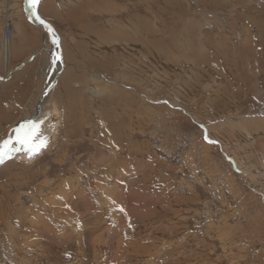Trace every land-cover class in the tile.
<instances>
[{"label": "rangeland", "instance_id": "obj_1", "mask_svg": "<svg viewBox=\"0 0 264 264\" xmlns=\"http://www.w3.org/2000/svg\"><path fill=\"white\" fill-rule=\"evenodd\" d=\"M37 8L61 35L58 135L0 165V264H264V0ZM6 23L11 46L32 28L43 86L24 0H0V44Z\"/></svg>", "mask_w": 264, "mask_h": 264}, {"label": "crops", "instance_id": "obj_2", "mask_svg": "<svg viewBox=\"0 0 264 264\" xmlns=\"http://www.w3.org/2000/svg\"><path fill=\"white\" fill-rule=\"evenodd\" d=\"M36 10L38 12L37 7ZM44 19L47 20L46 18ZM48 22L52 25L60 40L61 35L59 36L58 29L52 22ZM23 29L25 31V27ZM32 34V28L28 27L26 28V32L22 35L23 37H19L20 39L17 38V41L14 42V47L10 44L12 71L5 85H1L0 82V121L13 118V120H15L23 116V114L29 110L30 104L40 88L41 70L34 66L35 62L32 57L34 52L31 51V41L29 38ZM1 59L0 77H5L3 76L5 64L2 56ZM1 80L0 78V81ZM18 113L20 114L18 115ZM1 128L2 126L0 125V129Z\"/></svg>", "mask_w": 264, "mask_h": 264}, {"label": "bare ground", "instance_id": "obj_3", "mask_svg": "<svg viewBox=\"0 0 264 264\" xmlns=\"http://www.w3.org/2000/svg\"><path fill=\"white\" fill-rule=\"evenodd\" d=\"M8 10H10V8L8 9ZM26 12H27V10H26ZM7 14H8V11H7ZM35 22V21H34ZM40 29L42 30V34H43V37H42V39H43V45H44V52H43V55L45 56V58L43 57V63H44V60H47L48 61V58H50L51 59V52H50V41H49V38H48V34H47V32H46V30H44V29H42L41 27H40ZM2 30V29H1ZM2 33V32H1ZM10 37L11 36H9V38L7 39V40H3V38H2V42H1V46H2V53H3V60H4V64H5V72H4V74H3V76H5V77H0L2 80L0 81L1 82V85H4V84H6L7 83V78H8V76H9V74L11 73V71H12V65H11V48H10ZM59 45H60V52H61V55H62V61H63V67H62V69H61V74H62V71H63V69H64V67H65V61H64V57H63V51H62V48H61V39L59 40ZM46 64V63H45ZM47 66H48V64H47ZM58 68H60V63L57 61L56 62V70L58 69ZM44 70V69H43ZM55 70V71H56ZM55 71H54V73H52V74H47V75H45L47 78H46V81H45V83H44V85L43 86H41L40 87V89H39V91L37 92V94L35 95V97H34V99H33V101H32V103L30 104V107H29V110H28V112H26V113H24L23 114V116H21V117H19V118H17V119H15L12 123H10V124H8V126H7V128L2 132V133H0V137L1 136H3L4 134H6L7 133V136H10V135H14V133H13V131H12V129H14L13 128V126L17 123V121L18 120H20V119H27V118H30L33 114H34V112H35V109H36V106H37V103H38V100H39V97H40V95H41V93L43 92V90H44V88H45V86H46V84L48 83V82H50L52 79H53V77H54V74H55ZM61 74H59V76H58V78H57V80H56V82H55V85H54V87L48 92V94L44 97V98H42L41 99V111H40V114L38 115V117L37 118H35L34 120H40V119H42L43 118V125H42V131H43V133L48 137V143H47V147H51V143L57 138V135H58V132H57V130L56 131H48V120H45L44 118H45V116H46V114H45V111H46V103H48V101H49V99H50V97H51V95H52V93H54V94H56L57 92H58V84L60 83V80H62L61 79ZM44 77V76H43ZM61 85V84H60ZM51 101V100H50ZM50 103V102H49ZM49 105V104H48ZM50 107V106H49ZM52 107V106H51ZM49 110V109H48ZM51 111V110H50ZM56 111V110H55ZM49 114V113H48ZM56 117V116H55ZM61 121L59 122V123H62V120H63V118H62V116H61ZM59 126H61V125H59ZM51 127V126H50ZM6 136V137H7ZM55 143V142H54ZM53 145V144H52ZM24 153H26V152H24V151H19V155H18V157L19 158H24V156L25 155H23L22 156V154H24ZM39 154V153H38ZM14 155V153L11 155V157L10 158H8L5 162H3L2 164H5L7 161H10V159L12 158V156ZM34 158L35 157H33V159L32 160H34ZM31 160V159H30ZM2 164H0L1 166H2Z\"/></svg>", "mask_w": 264, "mask_h": 264}, {"label": "snow or ice", "instance_id": "obj_4", "mask_svg": "<svg viewBox=\"0 0 264 264\" xmlns=\"http://www.w3.org/2000/svg\"><path fill=\"white\" fill-rule=\"evenodd\" d=\"M30 10L36 15V7L40 0H28ZM37 19L40 17L37 15ZM41 23L45 24L48 28L49 34L52 36L53 44L58 46L59 37L56 36L54 30L50 25L41 19ZM55 59H59L56 57ZM55 59L53 63H55ZM43 118L40 120H25L17 127L12 129L14 135L7 136L0 139V163L5 159L10 158L14 152L24 151L31 158L34 157L39 151L47 146L48 137L42 131ZM207 139V137H205Z\"/></svg>", "mask_w": 264, "mask_h": 264}, {"label": "water", "instance_id": "obj_5", "mask_svg": "<svg viewBox=\"0 0 264 264\" xmlns=\"http://www.w3.org/2000/svg\"><path fill=\"white\" fill-rule=\"evenodd\" d=\"M24 7H25V10H27V14H28V17L32 20V21H35L37 23V25H39L42 29L46 30L47 34H48V38H49V41H50V52H51V60H52V66L51 69H50V72L49 74H52L54 73V71L56 70V62L58 61L60 63V68H58L56 71H55V74H54V77L53 79L48 82L43 90V92L41 93L40 97H39V100H38V103H37V106H36V109H35V112L34 114L30 117V118H27V119H20L17 121V123L13 126V128L17 127L19 124H21L23 121L25 120H29V119H32L34 120L35 118L38 117V115L40 114V111H41V99L44 98L48 92L54 87L55 85V82L61 72V69L63 67V61H62V55H61V52H60V45H59V42H58V46L56 44H53L52 42V36L49 34V31H48V28L45 27V24L41 23V19L43 21L46 22L47 25H50L51 28L54 30V28L52 27V25L47 21L45 20L36 10V15L33 14V12L30 10V4L28 2V0H24ZM37 15L40 17V19H37ZM55 32V30H54ZM56 36L57 33L55 32ZM56 57H59V59H55ZM55 59V63H53V60ZM48 74V75H49ZM8 159V158H7ZM5 159V161L7 160ZM4 161V162H5ZM2 164V163H0Z\"/></svg>", "mask_w": 264, "mask_h": 264}, {"label": "built area", "instance_id": "obj_6", "mask_svg": "<svg viewBox=\"0 0 264 264\" xmlns=\"http://www.w3.org/2000/svg\"><path fill=\"white\" fill-rule=\"evenodd\" d=\"M4 26L2 27V38L3 40H7L10 36V27L9 25L6 23V24H3Z\"/></svg>", "mask_w": 264, "mask_h": 264}]
</instances>
